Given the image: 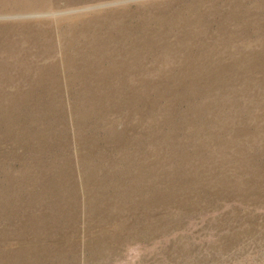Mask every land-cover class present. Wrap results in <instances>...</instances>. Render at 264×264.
<instances>
[{"label":"rangeland","instance_id":"374dc122","mask_svg":"<svg viewBox=\"0 0 264 264\" xmlns=\"http://www.w3.org/2000/svg\"><path fill=\"white\" fill-rule=\"evenodd\" d=\"M0 264H264V0H0Z\"/></svg>","mask_w":264,"mask_h":264}]
</instances>
